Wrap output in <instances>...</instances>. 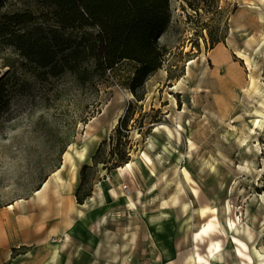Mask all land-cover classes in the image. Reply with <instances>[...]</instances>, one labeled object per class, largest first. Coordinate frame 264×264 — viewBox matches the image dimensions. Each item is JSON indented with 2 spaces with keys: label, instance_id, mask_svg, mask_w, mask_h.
Masks as SVG:
<instances>
[{
  "label": "rangeland",
  "instance_id": "obj_1",
  "mask_svg": "<svg viewBox=\"0 0 264 264\" xmlns=\"http://www.w3.org/2000/svg\"><path fill=\"white\" fill-rule=\"evenodd\" d=\"M2 1V12L24 8L21 0ZM169 1L171 22L159 38L167 54L143 100L129 89L135 62L82 82L71 72L37 76L17 69L13 48L0 49V76L11 68L23 84L0 105V210L23 212L35 227L67 212L58 192L35 194L64 154L96 138L79 162L91 164L114 120L130 108L132 132L123 139L132 152L130 174L108 173L102 165L92 170L94 199L76 205L85 217L73 226L60 260L48 253L50 264H207L198 254L211 264H264V0ZM159 124L179 131L181 140L156 129ZM18 199L19 206L8 207ZM212 219L216 231L197 239L195 232ZM229 221L240 228L237 237L251 260L239 254ZM212 242L221 249L209 257Z\"/></svg>",
  "mask_w": 264,
  "mask_h": 264
},
{
  "label": "trees",
  "instance_id": "obj_2",
  "mask_svg": "<svg viewBox=\"0 0 264 264\" xmlns=\"http://www.w3.org/2000/svg\"><path fill=\"white\" fill-rule=\"evenodd\" d=\"M21 1L24 8L13 12H2L4 2L0 1V49L13 48L17 69L35 70L37 76L71 72L86 82L105 76L123 61H132L136 67L129 89L138 100L144 99L146 82L163 66L167 54L159 38L171 22L169 0ZM11 73L10 68L0 76V105L8 101L10 90H23L22 76ZM129 109L110 136L100 142L92 163L81 167L76 190L79 204L92 196L94 168L102 165L109 173L131 160V149L123 147V139L132 132ZM161 120L162 115L153 118L147 133ZM110 145L109 155L103 159Z\"/></svg>",
  "mask_w": 264,
  "mask_h": 264
},
{
  "label": "crops",
  "instance_id": "obj_3",
  "mask_svg": "<svg viewBox=\"0 0 264 264\" xmlns=\"http://www.w3.org/2000/svg\"><path fill=\"white\" fill-rule=\"evenodd\" d=\"M85 163L87 162L79 165L78 172L73 173L70 169L62 167V162L57 168L59 179L52 174L41 188L40 194L43 196L58 192L61 195V203L67 205L66 213L60 211L41 225L36 222L35 227L34 221L25 217L23 212L6 208L0 210V264H50V252H54L52 261L61 259L65 249V236L68 234L70 237L73 226L79 222V216L76 214V205H79L76 190L80 184V170ZM50 241L51 247H46Z\"/></svg>",
  "mask_w": 264,
  "mask_h": 264
},
{
  "label": "bare ground",
  "instance_id": "obj_4",
  "mask_svg": "<svg viewBox=\"0 0 264 264\" xmlns=\"http://www.w3.org/2000/svg\"><path fill=\"white\" fill-rule=\"evenodd\" d=\"M227 46L231 49H234L232 43L230 42V40L227 41ZM237 55L244 59L245 60V63L248 65V66H251V60L250 58L247 56V54L243 53L242 51H236ZM214 115V114H213ZM96 119V117H93L91 118L90 122L87 124V126H90V123L93 122L94 120ZM119 121V117L116 118L114 120V123H118ZM115 125V124H114ZM159 127H164L167 132L170 134V136H175V138L179 141L181 140V135L179 133V131L176 130V132L174 133L172 131L171 128H169L167 125L165 124H159L158 126H156L155 128H159ZM103 135V133H100V136ZM89 137V134L86 133L85 135V139H87ZM96 138H93L91 141H90V144H85L81 150H75V152L73 153V151H67L65 154H64V161H63V164H62V167H65V168H68L70 169L73 173L75 172H78V168H79V162H82L84 160H86L91 152H92V146L95 144ZM92 143H94L92 145ZM73 146H70V149H72ZM190 155H191V152H190ZM131 169H132V162L129 161V162H126L125 164L119 166L116 171L118 172V174L121 176V177H124L126 178L130 172H131ZM58 172H59V169H56L52 174L55 175V178L59 179V175H58ZM47 182L44 181L43 184H45ZM104 183H106V181H104ZM43 184L41 185L40 188H38L36 191H35V194H40L42 191H41V188L43 186ZM47 185V184H46ZM101 187H102V183L99 184ZM100 198L102 201H104V196L100 194ZM126 199H128V196L126 195L125 196ZM94 197L91 196L89 197L88 201L90 200H93ZM129 200V199H128ZM21 200L18 199V200H15L13 201L8 207L9 208H14L16 206H19ZM87 203H84V204H81L82 206H85ZM205 211H202V214H204ZM78 216H79V220H83L84 217H85V213L80 210L78 212ZM216 219V217H214ZM107 220V217L104 216L102 218V221L101 222H105ZM229 225L231 226V229L233 230L234 235L232 237V241L237 244V250L239 252V254L247 257L249 260H251L252 258L248 255H246L243 251L244 250H247V245L241 240L239 239L237 236L239 235L240 233V228L236 226V224L233 222V221H229L228 222ZM216 223L212 220L206 222L202 228H200L198 231L195 232V237L197 239H203V238H206V237H209L211 236L216 230ZM251 236V235H250ZM69 240V235L66 234L65 236V245L67 244ZM220 249H221V246H220V243L219 242H212L209 246H208V256L209 257H214L215 256V253L216 252H220ZM254 255L256 258L258 259H262L263 257V254H262V251L258 248H254ZM196 260L200 261V262H206L207 264H211L209 262V260L203 258L200 254L197 255V257L195 258ZM221 259H222V255H221ZM246 264V263H244Z\"/></svg>",
  "mask_w": 264,
  "mask_h": 264
},
{
  "label": "built area",
  "instance_id": "obj_5",
  "mask_svg": "<svg viewBox=\"0 0 264 264\" xmlns=\"http://www.w3.org/2000/svg\"><path fill=\"white\" fill-rule=\"evenodd\" d=\"M124 188H125V189H127V187H126V186H125Z\"/></svg>",
  "mask_w": 264,
  "mask_h": 264
}]
</instances>
